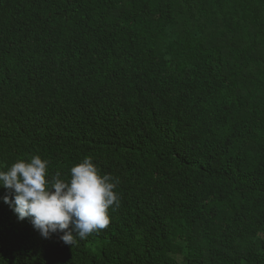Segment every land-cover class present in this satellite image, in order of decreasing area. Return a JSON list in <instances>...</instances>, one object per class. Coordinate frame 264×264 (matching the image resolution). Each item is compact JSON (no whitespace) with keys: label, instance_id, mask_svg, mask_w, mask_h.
Here are the masks:
<instances>
[{"label":"trees","instance_id":"obj_1","mask_svg":"<svg viewBox=\"0 0 264 264\" xmlns=\"http://www.w3.org/2000/svg\"><path fill=\"white\" fill-rule=\"evenodd\" d=\"M118 178L75 246L0 182V264H264V0H0V171Z\"/></svg>","mask_w":264,"mask_h":264},{"label":"clouds","instance_id":"obj_2","mask_svg":"<svg viewBox=\"0 0 264 264\" xmlns=\"http://www.w3.org/2000/svg\"><path fill=\"white\" fill-rule=\"evenodd\" d=\"M49 163L36 155L0 171V182L15 193L14 200L6 195L4 201L20 220L32 218L43 237L62 232L63 242L73 247L77 237L86 239L109 226V208H119L120 197L114 190L119 181L110 174L101 175L91 157L73 166L68 180L61 178L60 171L49 179Z\"/></svg>","mask_w":264,"mask_h":264}]
</instances>
